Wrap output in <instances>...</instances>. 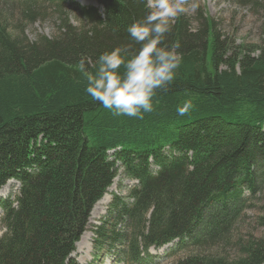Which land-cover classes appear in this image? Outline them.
I'll return each mask as SVG.
<instances>
[{
  "label": "trees",
  "instance_id": "obj_1",
  "mask_svg": "<svg viewBox=\"0 0 264 264\" xmlns=\"http://www.w3.org/2000/svg\"><path fill=\"white\" fill-rule=\"evenodd\" d=\"M5 1L25 11L18 23L0 15V188L20 182L15 200H0V264H79L76 243L120 168L137 184L131 202L115 195L95 226L98 250L160 264L149 249L178 239L196 252L172 264H264V235L234 234L249 200L264 228V38L235 45L199 5L197 27L182 15L167 35L182 62L154 110L114 117L86 94L79 61L133 43L127 27L147 14L141 0H96L102 11L74 0ZM45 8L56 30L31 38L26 28ZM186 101L192 108L179 116Z\"/></svg>",
  "mask_w": 264,
  "mask_h": 264
},
{
  "label": "clouds",
  "instance_id": "obj_2",
  "mask_svg": "<svg viewBox=\"0 0 264 264\" xmlns=\"http://www.w3.org/2000/svg\"><path fill=\"white\" fill-rule=\"evenodd\" d=\"M141 2L147 14L127 27L133 43L103 52L95 64L85 57L79 61V70L87 82L86 94L114 117L143 119L154 110L158 92L173 83L182 62L179 45L165 43L167 35L178 17L199 7L198 0ZM191 108V102L186 101L177 105L176 112L185 116Z\"/></svg>",
  "mask_w": 264,
  "mask_h": 264
},
{
  "label": "rangeland",
  "instance_id": "obj_3",
  "mask_svg": "<svg viewBox=\"0 0 264 264\" xmlns=\"http://www.w3.org/2000/svg\"><path fill=\"white\" fill-rule=\"evenodd\" d=\"M75 1V0H74ZM81 6L90 7L96 6L101 7L97 1L95 3H84L82 0H77ZM199 5L207 9V13L210 17L215 20L223 38L229 39L235 45L241 44H258L264 38V10L262 3L264 0H260L261 7L253 6L252 3L244 6L235 2V0H198ZM35 10V8H33ZM37 9V8H36ZM48 9L46 18L39 19L33 24H28L27 33L31 38H34L37 34H45L51 36L56 30L57 16L54 14V9ZM70 12V16L74 13ZM102 9V7L100 8ZM25 11L24 6L14 5L7 3L5 0H0V15L5 14L10 18V21L18 23V19L21 20V14ZM205 11V10H204ZM75 15V14H74ZM188 15L192 19L194 27L198 26V20L201 18L197 17V9L191 11ZM73 21L76 23V19L72 16ZM22 21V20H21ZM23 22V21H22ZM137 184V181L129 178L122 168L117 172V175L113 181V184L109 187L105 195L110 197L108 203H99L94 205L90 214L89 222L86 230L81 236V240L77 243L76 251L74 252V258L79 264H120L114 261L113 253L104 247L101 250L94 245L95 226L100 224L103 217H105L109 211V206L115 195L124 198L126 202H131L129 197L130 191ZM19 183L16 180H10L4 187L0 188V199L11 198L15 200L19 192ZM104 195V196H105ZM103 196V197H104ZM102 197V198H103ZM256 201L249 200L245 204L244 210L238 217L237 224L234 227V234L236 238L242 237L247 238L249 235L261 236L264 235V228L257 224V216L259 210L256 208ZM3 210L0 208V237L5 231L2 223ZM82 242L80 246L78 244ZM221 246L214 247L208 251L219 252ZM151 252L158 254L160 264H172L179 259L196 252L195 249H181L176 247V242L167 245L164 248L156 250L155 248L150 249ZM229 256H234L236 253L235 248H227L224 251ZM85 258V259H84Z\"/></svg>",
  "mask_w": 264,
  "mask_h": 264
},
{
  "label": "bare ground",
  "instance_id": "obj_4",
  "mask_svg": "<svg viewBox=\"0 0 264 264\" xmlns=\"http://www.w3.org/2000/svg\"><path fill=\"white\" fill-rule=\"evenodd\" d=\"M84 3H86V4H88V3H95L93 0H82ZM97 3V2H96ZM101 8V7H100ZM1 191V190H0ZM110 201V197L108 196V195H105L103 198H101L97 203H96V205H98L99 203H108ZM83 237H84V235H83ZM82 238V237H81ZM81 240V239H80ZM79 242V241H78ZM77 242V243H78ZM82 244V242H80L79 244H78V246H80ZM77 245V244H76ZM77 248V247H76ZM75 251H76V249H75ZM74 251V252H75ZM74 252H73V255H74ZM85 259V258H84Z\"/></svg>",
  "mask_w": 264,
  "mask_h": 264
}]
</instances>
